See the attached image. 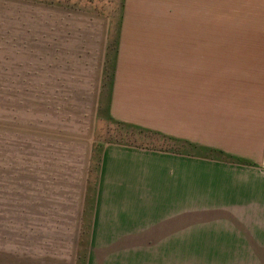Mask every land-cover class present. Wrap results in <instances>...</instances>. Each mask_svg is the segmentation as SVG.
I'll return each instance as SVG.
<instances>
[{"label": "crops", "instance_id": "1", "mask_svg": "<svg viewBox=\"0 0 264 264\" xmlns=\"http://www.w3.org/2000/svg\"><path fill=\"white\" fill-rule=\"evenodd\" d=\"M222 2L244 8L247 30L264 40V0H212L214 11ZM7 5L18 11L11 16L16 29L4 33L0 72L4 88L19 96L15 107L5 102L4 112L36 113V119L29 129L5 123L0 143L8 148L11 131L16 145L21 138L19 148H36L33 158L22 157L43 170L44 191L30 196L38 202L35 215L68 236L72 253L54 264H75L86 190L93 185L110 21L44 3ZM204 10L205 0H122L108 116L180 149L99 146L84 264H230L233 250L251 248L264 232V225L238 220L264 216V208L244 207L264 200L258 175L264 171V48L231 50L229 125L207 139ZM254 26H260L256 32ZM183 146L231 161L190 155Z\"/></svg>", "mask_w": 264, "mask_h": 264}, {"label": "rangeland", "instance_id": "2", "mask_svg": "<svg viewBox=\"0 0 264 264\" xmlns=\"http://www.w3.org/2000/svg\"><path fill=\"white\" fill-rule=\"evenodd\" d=\"M29 2L44 3L49 5L51 0H23ZM49 2V3H48ZM61 8H74L91 14L106 16L110 21V40L113 47L117 45L115 36L118 30L120 18V7L122 0H57ZM57 3H55L56 5ZM227 5L222 2V8L218 11L213 8L212 0H205L204 10V33H205V95H204V118L205 137L211 139L213 134H220L222 128L229 125V61L231 50L253 47L264 48V40H256V34H250L251 30L245 24V9L223 8ZM57 6V7H58ZM9 7V9H8ZM7 10L9 13H7ZM32 9L29 11L31 12ZM18 11L13 6H5V0H0V66L2 63L6 41L5 32L16 29L12 24L11 16ZM30 15H32L30 13ZM7 16L9 20L7 21ZM254 26L253 31L256 32ZM30 32H35L36 25L29 27ZM248 31V34H247ZM264 32V30H263ZM254 39V41H253ZM213 51L218 56L213 57ZM112 54L110 60H113ZM112 80V78H111ZM103 82L105 84H103ZM109 81H102L101 98L99 104L98 127L96 132V150L94 151L90 166L91 184L88 183L86 190V204L84 212L86 217H82V227L77 247V258L75 264H84L87 252L88 234L83 232L87 229L89 208L91 198L94 195V178L98 170V148L103 143H118L146 147L160 150H179L180 145L172 142L168 138L144 130L124 126L115 122L108 116L107 103L110 94ZM19 94L17 90L4 88V73L0 72V140L3 141L5 123L9 127L13 125L29 129L30 124H35L36 113L16 117L11 112L5 113V102L7 107H15L12 101ZM192 106V105H191ZM188 107V110L190 107ZM200 112V111H199ZM216 132L212 131V127ZM213 129V130H214ZM209 132V133H208ZM212 132V133H211ZM28 140L30 138L27 137ZM8 148L5 143H0V264H54L56 258L65 256V259L72 253L68 248V236L60 237V233L54 231L55 225H43L46 219L38 217L37 203L32 201V195L43 192L44 187L40 182L39 175H43V170L36 169L35 161H22V157L28 154L33 158L36 148H19L18 142L14 141L11 131L8 134ZM190 155L211 156L221 161L229 162L227 157L221 153L208 150H201L190 146H183ZM30 162V163H28ZM29 165V167L27 166ZM252 178H257L252 176ZM243 203V202H242ZM251 203V204H250ZM43 203L41 202V205ZM248 204L253 208H264V200L244 202V207ZM62 219V218H61ZM242 219L246 223L264 225V216H252ZM58 223V220H53ZM54 223V222H53ZM40 224V227H38ZM48 230V231H42ZM66 236V238H65ZM260 239H254L251 248L233 250L230 260L235 263L230 264H264V232L259 233ZM61 247V248H60ZM64 253V254H61ZM68 255V256H67ZM40 257L39 261L37 257ZM233 259V260H232Z\"/></svg>", "mask_w": 264, "mask_h": 264}, {"label": "trees", "instance_id": "3", "mask_svg": "<svg viewBox=\"0 0 264 264\" xmlns=\"http://www.w3.org/2000/svg\"><path fill=\"white\" fill-rule=\"evenodd\" d=\"M54 1H57V0H51V1H49L50 2V3L48 2L49 5H55V3H57L56 6H58L59 3L58 2H54ZM121 7H122V3H121ZM121 7H120V10H121ZM115 53H116V46L113 47L111 45V43H108V47H107V50H106V60H105L104 70H103V80L105 82L109 81V83H110L111 78L113 76V65H114ZM111 54H112V57L111 58L113 60H110V55ZM103 84H105V83L103 82ZM86 216H87V212H84V217H86ZM89 217L90 216L88 214V219H89ZM89 225H90V222L88 221L87 229L86 228H83L82 229L83 232L86 231L85 233L89 234ZM86 247L87 246H85V248Z\"/></svg>", "mask_w": 264, "mask_h": 264}, {"label": "clouds", "instance_id": "4", "mask_svg": "<svg viewBox=\"0 0 264 264\" xmlns=\"http://www.w3.org/2000/svg\"><path fill=\"white\" fill-rule=\"evenodd\" d=\"M258 175H259V176H264V171H260V172L258 173Z\"/></svg>", "mask_w": 264, "mask_h": 264}]
</instances>
